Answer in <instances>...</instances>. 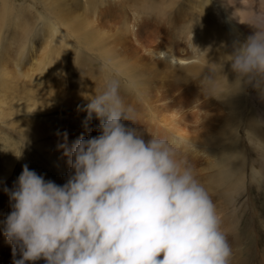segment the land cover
Instances as JSON below:
<instances>
[{
    "label": "rangeland",
    "instance_id": "obj_1",
    "mask_svg": "<svg viewBox=\"0 0 264 264\" xmlns=\"http://www.w3.org/2000/svg\"><path fill=\"white\" fill-rule=\"evenodd\" d=\"M138 2L0 0V36L9 50L0 54V67L6 68L5 78L9 79V88H0V193L7 198L0 200V264L14 261L13 245L4 235V221L12 211L4 189L13 188L25 164L46 180L58 185L67 182L72 169L60 145L71 148L81 136L87 139L99 135L100 124L93 114L92 122L88 121L83 131H77L66 125L67 113L83 111L89 98L101 93L111 81L119 82V95L133 110L135 121L124 124L139 131L153 120L165 124L171 138L168 141L176 143L175 150L188 152L194 159L186 167L208 192L218 215L223 213L220 203L228 215L234 213L228 237L229 259L236 258L238 264H264V180L259 173L264 171V161L259 160L261 155L250 143L245 128L238 127L231 114L235 80L225 76L222 59L211 53L203 41L196 43L194 38L192 46L190 39L186 40V30L191 28L189 20L201 12V1L161 0L162 7L167 6L162 16L144 14ZM214 6L216 2H206L209 16L215 15ZM178 7L184 15L191 14L184 24L169 16L171 10L177 13ZM14 12L27 24L10 39L13 27L8 20ZM137 16L144 24L145 34L153 32L155 24H161L158 26L165 28L166 48L178 44L186 60L156 63L157 56L152 51L157 46L141 44L134 36L133 25L137 23L133 17ZM49 23H55L70 44L65 69L59 76L38 61L43 48L41 29ZM91 32L97 40L88 39ZM24 44L26 50L19 52ZM62 58L60 55L59 59ZM39 81L59 90V102L52 95L41 96L38 92L30 96L32 84ZM161 82L164 86L173 84L184 100L177 99L174 108L162 104L157 97ZM28 99H35L38 105L15 108V103ZM223 119L229 132L238 131L231 144L237 166L231 170L224 169L223 157L215 156L208 148L209 140L218 137ZM19 258L17 249L15 259Z\"/></svg>",
    "mask_w": 264,
    "mask_h": 264
},
{
    "label": "clouds",
    "instance_id": "obj_2",
    "mask_svg": "<svg viewBox=\"0 0 264 264\" xmlns=\"http://www.w3.org/2000/svg\"><path fill=\"white\" fill-rule=\"evenodd\" d=\"M251 25L254 33L227 59L238 90L264 83V23ZM157 59L172 58L165 50ZM89 100L85 121L95 114L99 135L60 145L72 169L67 182L46 180L25 164L4 189L13 264H229L221 217L174 146L154 135L145 142L123 123L135 120L118 81Z\"/></svg>",
    "mask_w": 264,
    "mask_h": 264
},
{
    "label": "bare ground",
    "instance_id": "obj_3",
    "mask_svg": "<svg viewBox=\"0 0 264 264\" xmlns=\"http://www.w3.org/2000/svg\"><path fill=\"white\" fill-rule=\"evenodd\" d=\"M200 1L201 12L197 13V16L189 20V23H191V28L188 31L186 30V40L190 39L192 46L194 45V38H196V43L203 41L208 46V48L211 49V53L222 59L224 64L223 72L225 76L235 80L236 74L231 70L230 61H227V59L239 43L245 41L249 35L254 33L255 28L251 24L264 23V0H212L213 2H216V6L212 8V10L215 11V15L212 14V16H209V14L206 12V2L209 0ZM138 4L142 6L141 11L144 14L147 13V15L162 16L167 9V6L162 7L163 3L161 0H139ZM181 9V7H178L177 13H175L176 11L174 12L171 10L169 12V16L171 18L173 17L174 20H178L177 22L184 24L187 16H190L191 14L189 13L188 15H184L183 12H181ZM10 19L8 21L11 23V27H13L10 31L11 39V37L14 36L15 31L23 28L27 22L16 12L11 15ZM133 19L137 23L133 25V31L136 40L144 45L155 44L157 46L152 51L153 55L158 56L161 51L166 50L172 58L171 61L180 62L186 60L184 53L180 54L178 44H176V46L171 49L166 48L167 40L166 36L164 35L165 28H163V26H158L161 24H155L157 26L152 29L153 32L145 34L144 24L140 23L141 20L139 21L141 18L137 16L133 17ZM161 21L163 20L161 19ZM185 28L187 29L186 26ZM194 31L195 33L191 35L190 33H193ZM196 33L198 37L196 36ZM41 35L43 37V48L38 61L40 64H42V66H45L47 69L56 72L57 76H59V74L65 69L64 67L67 62V55L69 54L70 48L69 41L64 37L55 23L43 25L41 29ZM88 39L90 41H95L97 40V36L91 32L88 34ZM29 42L30 46H32L33 38H31ZM26 47L27 46L25 44L21 45L19 52H24ZM0 50V54L8 53L9 51L8 44L3 43L1 36ZM60 55H63L62 59H59ZM15 61L19 63V59L16 58ZM161 61L162 60H160V62ZM160 62L159 59H156V63ZM163 62L170 63V61ZM5 69L6 68L0 67V88L4 90L9 88V79L5 78V76H8V74ZM50 77L52 76H49V78ZM238 84L239 81L235 80L233 88L234 98L231 101V114L235 117L237 126H243L245 128L250 143L255 146L256 152L261 155L258 156L259 160L264 161V83H261L256 87L252 85H244L239 90ZM36 92H38V94L41 96L52 95L54 97V101L58 102L61 96V93L59 90H56V88L53 87V84H45L43 81L32 84L30 96ZM157 97L162 102V104L171 108H174L178 105L177 99L184 100V95L181 92H178V88H176L171 83H168V85L164 86L161 82L160 86L158 87ZM28 105L29 107H35L38 105V102L35 99H28L25 102L19 101L14 104L15 108L17 109L24 107L29 108L27 107ZM43 106L44 104L41 105V108H43ZM67 114L68 115L65 120L66 125L75 127L77 131H83L85 126L89 124L88 121H85L87 113H84L83 111L73 110L72 113L69 114L68 112ZM61 119L62 118H60V120ZM130 121L131 120H124L123 123H128ZM223 121L224 124L221 127L222 129H220L218 137L211 138L209 140L208 148L210 151L215 153V156L223 157L222 167L224 169L231 170L237 166V163L234 159L236 154L234 151H232L231 144L238 136V131L235 130L233 132H229L226 129L228 126L227 121L224 119ZM89 122L92 121L90 120ZM172 126L175 127L174 124H172ZM168 130L169 129L165 126V124H160V122L156 120H153L151 124L147 125L146 129L143 127L140 128V132L142 133L145 142L151 139V135L171 140V138H168ZM171 144L175 148L176 143L171 142ZM176 153L177 158L181 159L185 166L191 165L194 162V159L188 154V152L181 153L176 151ZM259 173L264 180V171L259 170ZM7 186L8 184L6 187ZM5 198L6 194L0 193V200ZM219 209L223 211V213L220 215L221 229L226 234L228 239V237H230L229 234L232 233L230 221L233 219L232 215L234 213L228 215L222 203L219 204ZM29 262L32 264H46V261L43 258L37 261ZM234 263L238 264L236 258H233V260L229 259V264Z\"/></svg>",
    "mask_w": 264,
    "mask_h": 264
}]
</instances>
